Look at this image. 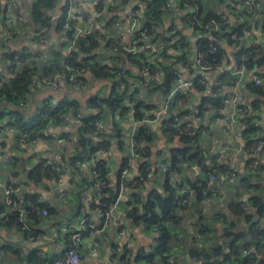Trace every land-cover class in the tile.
I'll return each instance as SVG.
<instances>
[{
    "label": "crops",
    "instance_id": "crops-1",
    "mask_svg": "<svg viewBox=\"0 0 264 264\" xmlns=\"http://www.w3.org/2000/svg\"><path fill=\"white\" fill-rule=\"evenodd\" d=\"M10 0H0V39H5L0 43V72L6 73L11 68V63L6 59L5 54L20 51L24 48H29L34 52L44 51V59L51 58L52 55L49 51L57 48L60 44L64 43V37L62 34L56 33L54 27L50 29L47 35L46 44L36 42L30 35V31H25V26H28L30 21V8L35 0H14L15 6L7 10L6 6ZM58 4L56 8L48 12V15L53 19V14L60 7H63L67 0H57ZM82 6V11L91 15L96 12L95 0H76ZM170 9L173 13L167 15L164 24L157 29V33L167 32L168 27L174 25L176 30H180V35H175V40L178 42L187 43V46L193 50L196 48V43L200 39V36L188 26H185L180 16L178 15V7L175 5L174 0H170ZM201 7L205 10L213 12L228 13L231 17L237 11L234 3L231 0H214V3L203 4L202 0H198ZM135 4H139L142 8L145 6L142 0H134ZM259 15L258 19H261V23L264 22V0H259L258 3ZM9 11V12H8ZM22 20L17 23H13L11 26H5L4 20L6 14ZM53 15V16H52ZM105 17H110L108 11L105 12ZM113 18V37L124 36L125 38L131 37V25L126 20L124 13L119 9L117 13L111 15ZM117 17V18H115ZM234 19V18H233ZM263 21V22H262ZM55 23V20H53ZM260 24V31L263 33H257V43L261 44L264 48V27ZM16 34L14 31H17ZM168 34V33H167ZM181 37L183 38L181 40ZM158 40V38H157ZM242 44H224V50L228 59L227 71L231 77L237 70L236 56L243 45H248L250 42L244 41ZM167 55L165 56V64L175 60L174 49L168 48ZM64 53V50L62 51ZM106 64H117L118 57L115 55H107L102 57ZM183 71L185 65H181ZM255 68V67H254ZM254 68L251 71H247L244 74L243 79L237 81V92L242 96V101L248 108V112L245 118L238 120L237 124V138H230L225 133V123L223 121L222 112L219 108L212 109L210 111V119L216 118L215 130L211 133L210 141L208 142L207 149H203L205 154L203 162L211 166L214 164V160L219 153H223L225 159L231 161L234 164L238 172V178L235 183H232L228 187L219 188L218 185L208 180L207 172L202 170V164L189 165L182 168L180 174H176L179 194L189 193L193 190V186L197 184L206 183V190L209 193L208 198L198 197L195 200H191L188 206L182 207L179 212L180 220L175 223H168L167 228L173 238V243L169 249V252L165 255L164 259L159 254H154L151 261H148L146 256L153 253V246L156 244V233L150 229H145L140 226L132 225L129 219L124 221V234L120 235V228L118 222L122 219L123 212L130 206V204H140L147 200L151 192H158L165 195L163 185L166 181V177L161 170V167L166 166L168 163L161 161L162 157H166L169 160V155L172 150L180 147V138L175 136L174 139L168 140L165 138L162 123L160 125L153 124L150 126L152 131V141L149 143V152L147 153V161H149L153 170L146 174L144 182H137L139 176L138 166L140 158H134L132 160V166L129 167L128 173L124 179H121L120 171L128 164L129 153V139L127 137L130 123L128 121L121 122L117 116L113 117L110 113L104 116L103 123L105 131L109 132L113 127V122H118L123 127L125 135L123 136L122 147H119V140L114 138L110 141L109 147L106 152L96 153V160L105 162L109 168L108 179L111 184H115L118 181L121 187L122 194L119 200L118 210L114 213L113 218L108 221L102 231L96 233L84 234L83 244L80 248V258L83 264H196L192 260V250H204L203 253L210 255L211 251L217 245H220L221 241H218V237L223 229V221L235 219L236 223L242 230L247 229L248 223L243 216L233 217L230 214L228 205L232 200H239L242 203V208L250 212L252 209L249 206L250 198L252 196L260 195V190L256 193L247 192L241 188L240 179L242 177H250L248 170V160L252 158L245 151V140L243 132L246 122L249 116H252L254 122H258L259 127H263L261 136H264V104L259 109H251V104L255 100L254 95H250L246 89L247 82H251L254 77ZM15 71V69H14ZM136 67L129 71L130 77L127 76L128 83L134 82L136 76ZM194 69L188 73L185 71L184 75L190 77L194 74ZM7 74V73H6ZM236 76V75H235ZM12 77V76H11ZM10 77V78H11ZM91 77L90 74L87 75ZM209 84L212 86L219 78L217 72L208 74ZM234 78V77H233ZM90 81V88L88 91H74L68 87H64L61 91L54 90L50 87L39 85L35 88L30 97L27 98V107L23 110L30 118L36 120L38 109H42L44 104H57L58 102L74 99L80 105L82 114L88 113L89 109L86 108V101L91 95L107 96L111 92L112 86L109 81ZM235 81V83H236ZM261 85H264V76L261 78ZM228 87V88H232ZM209 95V92H195L191 93L188 107L193 116L191 117L192 129L202 128V116L198 115V108L201 105V99L203 95ZM148 103L152 106L153 110L161 107L163 104V95L154 93L148 98ZM226 113L231 111V106L227 105L222 108ZM217 113L213 117V114ZM7 122V121H6ZM6 122L0 126V180L5 184H16L21 187L23 195L36 194L39 202L45 201L49 203V206L54 208V213L47 217L37 218V221L30 225L31 234L33 236L32 241L23 242L24 235L15 228H7L0 226V246H6L11 249H16L18 254L11 253L9 250L0 251V264H43L45 262L53 261L59 257L64 249L67 247L68 241L66 237L53 238L55 231H57L64 224H68L72 229L79 227L80 214L77 212L78 206L82 205L84 210L88 213L91 202L98 201L97 193L92 186L91 176L89 174V166L82 164L76 166L75 164L68 163V158L73 154L74 142L76 140V127L64 126L61 123L53 122L48 124L45 131V138L37 141V146L21 145L15 138V136L6 135V131L3 129ZM253 123V122H252ZM206 126V125H205ZM7 127V126H6ZM68 133V139L64 140L61 137L62 133ZM13 156L14 163L10 167L6 163V158ZM15 160L17 163L15 164ZM26 161H32L31 166L26 165ZM53 162H62L64 164V181L57 183L56 179H42L41 182H30L27 175H23L21 179L16 178L10 172L16 165H24L27 171L33 169L38 164H48ZM6 165V168H5ZM260 165L264 167V157L260 159ZM9 167V169H7ZM187 168V169H186ZM203 173L205 177L200 176ZM28 179V182H22V179ZM252 183L259 182L264 190V169L259 178H251ZM136 184V186H135ZM61 191H65L66 195L62 199L58 196ZM262 196V195H261ZM189 199L192 196L188 195ZM264 197V196H263ZM129 199L132 201L130 202ZM254 209H252V212ZM90 223L98 229L102 226V220L95 214L93 210L90 214ZM197 215L202 225L207 226L212 233L204 235L200 240L194 238L197 234L195 227H191L188 224V217ZM224 215V216H223ZM252 215H254L252 213ZM264 226V225H263ZM129 246V250L126 247ZM95 249V250H93ZM225 249V247H223ZM228 251V250H227ZM226 251V252H227ZM34 252L36 261L29 262L28 255ZM203 256V254H201ZM172 257V263L167 262V259ZM206 259V258H205ZM222 256H212L207 262L208 264H214V260L219 261V264H225Z\"/></svg>",
    "mask_w": 264,
    "mask_h": 264
},
{
    "label": "trees",
    "instance_id": "trees-1",
    "mask_svg": "<svg viewBox=\"0 0 264 264\" xmlns=\"http://www.w3.org/2000/svg\"><path fill=\"white\" fill-rule=\"evenodd\" d=\"M130 0H111V4L107 7V11L110 14V17H105V24L103 25L104 30H108L113 22L111 15L117 13L119 9H122ZM134 1V0H133ZM145 3V6L142 8L139 4H135L134 8L139 12L143 11V14L140 16V27L146 28L150 34H154L158 39H168L172 41V46L177 48L188 47L187 43L178 42L174 39L173 36L180 35V30H176L174 35L168 36V32L171 31V27H168L167 32L157 33L158 27L164 24L167 15L173 13V10L170 9L169 0H142ZM188 2H193L200 6V13L198 16V21L205 25L211 19L216 18V13L210 10H205L201 7L198 0H185ZM182 3V1H180ZM259 0H257V4ZM58 4L57 0H35L32 3L30 8V21L28 23L30 35L36 34V37H33L34 40H38L41 44H46L48 32L52 27L56 33L62 34V21L65 18L66 5L60 8L61 16L58 20L53 22V19L48 15L49 11H52L56 8ZM177 7L179 10L178 15L181 18L182 23L185 25L189 21V15L183 14L182 5H179L177 2ZM101 7H98L99 11ZM259 15L258 8L254 9L253 14H246L245 11L239 10L236 18H242L243 22L236 19L230 26L223 28L220 33L216 34L214 39L216 45V52L213 54H208V42L205 38H200L196 43V49L198 52L203 51L207 54V61L212 64V66H217L220 63L222 56L226 57L224 44L232 45L233 41L231 40L232 34L242 35L243 28H252L254 21L256 25L261 23V19L257 18ZM117 18V17H115ZM257 20V21H256ZM263 22V21H262ZM264 27V22L261 23ZM186 26V25H185ZM195 31L202 32V29L196 28ZM136 33V34H135ZM134 33L135 39L138 40L136 31ZM70 38V31L65 34ZM106 34H99V32H94L92 35L80 38L78 43V49L71 53V56L68 58V62L73 67L85 66L91 78L95 81H109L111 80L116 68L114 65L103 64L99 61L98 58L92 53L99 50L101 39H104ZM102 36V37H101ZM183 38L181 37V40ZM108 46L113 48L115 42L111 39L106 41ZM66 42L60 44L57 48H54L49 51V54L52 55V52H55L57 57L53 60V56L49 59H44V51L37 52L34 56H31L29 48H24L20 51L12 52L5 54L6 59L11 63V68L14 70V75L9 78L7 84L0 85V126L1 116L4 114L8 115V120L5 125L7 127H13L17 133L28 134L30 138L35 140H41L45 138V131L47 130L48 121L45 118L53 119V122H59V118L56 117V114H67L69 108L74 112H81L80 105L74 99H68L57 104H44L42 109H38L36 115V120L30 118L23 110L24 108L19 107V103L26 101L28 96L32 94L33 90L39 85H45L46 80H52L56 74L63 72V67L60 63L61 59L64 57L62 53L63 48L65 47ZM167 50H164V56L167 55ZM100 56V55H99ZM241 56H246L247 59L242 61ZM16 57V59H15ZM175 62L171 61L164 67L165 77L164 80L160 83H153L151 81H146L140 77H135V79L144 85L147 89V93L144 96H139L135 93H132L129 97V84L124 80L125 88L122 90H116L111 88L110 94L107 96L99 97L94 94L91 95L86 101V108L89 109L88 113L82 115V120L78 126H76V140L74 142V149H72L73 154L69 156L68 163L74 164L75 161H82L87 155H94L100 152L102 149L108 148L110 141L114 138H117L120 142L119 147H122L123 136L125 135L123 127L118 122H113L112 129L107 132L102 130L101 132H95V123L99 120L103 121L104 116L107 113H110L113 117L124 116L129 110L128 102L132 103V106L135 109V119L140 120L141 117L146 115L152 106L148 103V98L151 94L156 92H161L165 95L171 89L174 77L171 74V69L173 66H176L178 62H183L185 66H189L188 61L184 54L175 53L174 56ZM227 58V57H226ZM128 60L134 61V63L139 67L141 65L139 59H134L131 56L127 57ZM45 60V64L42 67V71L39 72L38 62ZM229 62V61H228ZM236 62L239 66H244L247 71H251L254 67L257 68V71L254 73V76L261 79L264 76V48L261 44L255 42L253 45L249 44L248 46L243 45L236 56ZM131 72H127L128 77H130ZM230 75L227 71L219 75L216 83H214L210 88L209 95H203L201 99V105L198 108V115H201L203 106L206 105L209 101L211 102L210 108L217 109L223 105V96L221 94V87H231L234 86L236 79L231 77L226 78ZM196 76L194 79H197ZM83 82L90 80L88 77L82 78ZM35 81L33 88L31 87V82ZM246 89L250 95L255 96V100L251 104V109L256 110L264 104V85H254L252 82H247ZM195 92H204L205 89L198 83L194 86ZM191 97V96H190ZM190 97L176 96L175 105L176 111L178 114H182L181 109L186 108L189 104ZM183 113H187L184 111ZM256 118V117H255ZM252 116H249L247 119V126L243 132V137L245 140V151L248 155H253V149L257 141H264V136H261L263 127H259L258 122H254ZM257 119V118H256ZM253 122V123H252ZM60 123V122H59ZM6 127V128H7ZM162 129L165 135V138L168 140H173L175 136L180 138V147L175 148L170 152L169 163L167 164L170 174H180L181 170L185 166L189 165H200L202 164V170L209 172L210 170L217 168L214 164L211 166L206 165L203 162L204 150L196 142L198 131L200 129H190L189 131L184 128H175L173 118H165L162 121ZM95 136L93 137V135ZM61 138L66 140L69 137V134L64 132L61 134ZM89 136V137H86ZM16 140L17 137L15 136ZM98 140H95L97 139ZM136 139L142 141L144 144H149L152 141L153 135L150 126H139L138 132L135 137ZM254 158H249L248 160V170L249 178L242 177L240 179L241 188L247 192L256 193L259 190H263V187L259 182L252 183L251 178H259L260 174L263 173L264 167L259 165L255 174H251V166ZM101 161L96 162L97 168H104V163L99 164ZM17 160H15V164ZM222 169V167H218ZM104 170V169H103ZM101 170L100 176L105 178L106 185L101 189L100 194H107L108 197L100 198V202H104L107 206H110L116 200L118 191H119V182L111 184L108 179V174L104 173ZM58 171L51 169L48 164H38L33 169L27 171L26 175L30 182L38 183L42 179H56ZM146 177V176H145ZM169 177H166V181L163 185L165 195L158 192H151L147 200L143 203L130 204L127 211V219H129L134 226H140L145 229L152 228L157 237L156 244L153 246V253L149 256H146L145 259L148 261L152 260L154 254H159L162 259L169 252V249L173 243V238L167 228L168 223H175L177 220H180L179 212L182 210L181 202L188 199V194L183 193L179 194L175 191L168 181ZM92 186L94 185L91 182ZM136 186V184H135ZM206 183L197 184L193 186V189L199 193L202 189L205 188ZM262 194L258 196H252L249 200V206L252 209L250 212H246L242 208V203L239 200H232L229 202L228 209L230 214L233 217L243 216L245 221L249 224L247 229L242 230L239 225L236 223L235 219L223 221V229L221 234L218 237V241H221L220 245H217L211 251L210 255L203 253L204 250H192V255H201L207 260L212 256H222L225 264H264V197ZM27 199L32 203H35L39 208H44L47 211V216L54 213V208L49 206V203L43 201L39 202L37 200L36 194H26L20 195L16 200L15 197L12 198L13 202L20 203V199ZM99 201L91 202L89 206V212L87 213L84 210L82 205L78 206L77 212L84 210V218L90 222L91 213L97 207ZM0 211L7 212L8 221L4 224L0 223L1 227L7 228H19L20 223L18 221V215L15 211H9L5 206L0 204ZM252 213L254 215H252ZM38 212H32L24 220L25 224L29 227L32 226L33 222L37 221L39 218ZM224 216V215H223ZM212 233L207 226L201 224L198 234L203 237L204 235H209ZM24 235L25 232L23 233ZM31 234V230L30 233ZM225 247V249H223ZM9 250L11 253L18 254L17 250L11 249L6 246H0V251ZM228 250V251H227ZM227 251V252H226ZM34 252L28 255L29 262L32 260L36 261L34 257ZM42 264V263H41Z\"/></svg>",
    "mask_w": 264,
    "mask_h": 264
},
{
    "label": "built area",
    "instance_id": "built-area-1",
    "mask_svg": "<svg viewBox=\"0 0 264 264\" xmlns=\"http://www.w3.org/2000/svg\"><path fill=\"white\" fill-rule=\"evenodd\" d=\"M111 0H95L96 9L98 7H101V9L96 12H94L93 15L83 12L82 6L79 2L76 0H67L65 5L66 12H65V18L62 21V30L61 33L64 37V41L66 42L64 50V57L61 59L60 63L63 67V72L60 74H56L52 80H46L44 82V86L50 87L54 90L61 91L64 87H68L71 90L74 91H88L90 88V81L83 82L82 78L87 77L89 74L88 69L83 65L81 67H73L69 64L68 58L71 56V53L76 51L78 49V43L77 41L80 38H85L90 35H92L94 32H99V34H106L104 39L100 38L101 44L99 47V50L92 53L95 55V58H98L101 63L106 64L105 60L102 59V57H106L107 55H115V57H118L117 64L115 66L116 71L114 72V75L112 76L110 80V85L112 88L116 90H122L125 88L124 80H127V72L133 70L134 67H136V76L140 77L142 79H145L146 81H151L153 83L160 84L165 77L164 67L167 65L165 64V56H164V50H167L168 48L174 49V54H184L186 57V60L189 63V66H186L184 68H193L194 74L190 77H186L184 75L185 71L189 73L191 69H185L183 71V67L181 65H184L183 62H178L176 66H173L171 69V74L174 77L173 84L171 89L168 91L167 94L163 95V104L161 107H158L155 110H150L146 115L140 118V120L135 119V109L132 106V103L128 102L129 110L124 116L117 117L119 121L125 122L128 121L130 123V128L127 132V137L129 139V153H128V164L120 171L121 179H124L125 176L128 173L129 167L132 166V160L134 158H140V163L138 166L139 176L137 178V182H144L145 176L147 173L151 172L153 170L152 166L150 165L149 161H147V153L149 152V144H144L142 141L136 139V135L138 132V127L143 126H152L153 124L159 123L160 120H164L165 118H173L174 127L175 128H184L186 130L192 129L193 125L191 122V117L193 116V112H191V109L189 110L188 105L186 108H182L181 112L182 114H178L176 111V105H175V97L180 95L183 97H190L191 93L194 91V86L198 83L201 85L205 91H210V84H209V78L208 74L217 72L219 75L225 72L227 66H228V59L225 56H222L220 59V63L217 66H212L211 63H209L207 59V54L203 51L198 52L195 48L194 50L192 48L188 47H181L175 48L173 47L172 41L168 39H163L160 41V39L157 40L158 37H156L153 33L150 34L149 31L146 28L140 27V21L139 18L143 14V11L139 12L134 8V1L130 0L126 6H124L122 9V12L124 13V16L126 17L127 22L129 25H131V37L125 38L124 36H116L113 37V23L109 27L108 30L103 29V25L105 24V12L107 11V7L111 4ZM170 1V0H169ZM182 1V3L180 2ZM234 3L235 13L232 15V17L228 13H222V12H215L216 18L211 19L208 23L205 25H202L198 21V16L200 13V6L197 4H194L193 2H188L185 0H174L175 5L177 6V2H179V5H182L183 14L189 15V21L185 23L186 26L191 28L193 31L194 29L199 28L202 29V32L195 31L200 38H205L208 42V54H213L216 52V45L214 42V39L216 38V34L220 33L223 28H226L227 26H230L236 19L238 21L243 22V19L236 18L237 13L239 10L245 11L246 14H253L254 9L258 6L257 0H231ZM171 3V1H170ZM15 6V1L10 0L6 6L7 10L12 9ZM61 8V7H60ZM60 8L56 10V13L53 14V20H58L61 16ZM9 12V11H8ZM234 18V19H233ZM22 18L20 17H13L11 15L6 14L4 24L5 26H11L13 23L20 22ZM257 21V20H256ZM260 26L256 25V22L254 21L252 28H243L242 35L232 34L231 40L233 41V44H242L245 43L244 41L250 42L249 44L253 45L257 41V33H263L260 31ZM70 31V38H68L65 34ZM138 31L137 36L138 40L135 39L134 33ZM176 33V27L174 25L171 26V31L168 32V36L171 37V35H174ZM136 34V33H135ZM32 37H36V34H31ZM102 37V36H101ZM175 38V36H173ZM108 39H111L115 42V46L111 48L108 46L106 41ZM5 39H0V43L4 42ZM36 42H39L38 40H35ZM248 44V45H249ZM246 45V46H248ZM29 54L31 56H34L36 52L30 51ZM100 55V56H99ZM131 56L132 58H136L140 60L141 65L137 67V65L132 60H128L127 57ZM16 59V57H15ZM246 56H241V60H246ZM174 61V60H172ZM171 62V61H170ZM169 62V63H170ZM175 62V61H174ZM168 63V64H169ZM111 65V64H110ZM247 72V69L244 66H237L236 72L233 73V75H241L243 76ZM7 73V74H6ZM6 73L0 72V85L1 84H7L9 81V78L14 75L15 71L12 68H9ZM196 76H198L197 79H194ZM134 77V78H135ZM90 80L92 78L90 77ZM240 80V79H239ZM134 82H131L129 84V92L128 95L132 93H135L139 96H144L147 93V89L144 85L139 83L136 79L133 80ZM251 82L254 83V85H261V79L257 77H253L251 79ZM237 81L234 84L232 88H225L221 87V94L223 96V106L219 109L220 112H222L223 121L225 123V133L230 138H237V124L238 120L245 118L248 108L242 101V96L237 92ZM35 85V81L31 82V87ZM161 94V92H154ZM153 93V94H154ZM210 93V92H209ZM152 95V94H151ZM29 95L28 97H30ZM99 96V95H98ZM101 97V96H99ZM230 105L231 111L226 113L222 110L224 106ZM20 108H26L27 107V100L22 101L19 103ZM186 111L187 113H183ZM82 112H74L72 109L69 108V111L67 114H56V117L59 118V122L66 126H78L82 120ZM49 124L53 123V119L51 118H45ZM105 129L103 121L99 120L95 123V132L99 133L102 130ZM6 135L16 136L17 141L21 145H30V146H37V140L30 138L28 134L24 133H17V131L13 127H7L6 128ZM95 134L93 135V137ZM89 137V136H86ZM179 137V136H178ZM95 140H98L95 139ZM108 148L102 149L100 152H106ZM261 157H264V141L259 140L257 141L254 149H253V155L252 158H254L251 166V174H255L256 168L260 165V159ZM100 160H96V154L94 155H87L82 161H75L74 164L76 166H80L82 164H86L89 166V174L91 176V180L93 182V186L96 190L97 197H98V205L95 208V214L101 218L102 220V226L98 229L93 224L88 222L84 218V210L82 209L80 211V222L79 227L75 229H72L70 225L64 224L61 226L57 231H55L53 238L58 237H66L68 244L67 247L64 249L62 254L57 257L53 261L45 262L43 264H83L80 258V248L83 244L84 234L86 232L92 234L96 233L98 231H102L108 221H110L113 218L114 213L118 210L119 207V200L122 194V190L119 191L116 197V200L114 203L110 206H107L104 202H100V198L104 197L107 198V194H100L101 189L106 185L105 178L100 176L101 170L104 171V173L109 174V168L105 164V162L101 161L99 164H103L104 168L96 167L98 162ZM6 163L10 165V167L13 166L14 159L13 156H8L6 158ZM214 165L217 166L214 167V169L210 170L207 173V177L209 181H212L218 185L219 188L228 187L232 183H235L238 178V172L235 168L234 164L231 163L230 160L225 159L223 156V153H219L215 160ZM222 167V169H219L218 167ZM51 169H55L58 171L56 181L57 183H62L64 181V164L62 162H53L50 164ZM162 173L165 176H168L169 179V185L179 193L178 189V182L177 177L175 174L169 173L168 166H162L161 167ZM108 176V175H107ZM190 194L191 199H186L181 202V206L185 207L188 206L190 201L193 199H197L198 197L208 198L209 193L206 189H202L199 193L196 191L190 190L188 195ZM22 195L21 187L16 184H5L0 180V204L5 206L7 210L9 211H15L18 215V221L20 223V227L16 230L20 231L21 233H24L25 238H23V242L26 241H32L33 236L30 233L29 227L25 224L24 220L31 214L32 212H38L40 217H47V211L44 208H39V206L35 203L30 202L27 199H20V203L13 202L12 198L15 197L17 200L18 197ZM66 195L65 191H61L58 198L62 199L63 196ZM129 201L131 202L132 199ZM43 202V201H41ZM127 211L128 208L123 212L122 219L118 222V227L120 228L119 234H124V230L121 228L124 227V221L127 219ZM8 221L7 219V212L0 211V223L4 224ZM188 224L191 227H195L197 230V234H195L194 238L196 240H200L202 237L198 234L200 227H201V221L198 219L197 215H192L191 217H188ZM126 249H130L129 246L126 247ZM95 250V249H93ZM192 260L196 264H208L207 260L202 255H193ZM167 262L172 263V257H169L167 259Z\"/></svg>",
    "mask_w": 264,
    "mask_h": 264
},
{
    "label": "rangeland",
    "instance_id": "rangeland-1",
    "mask_svg": "<svg viewBox=\"0 0 264 264\" xmlns=\"http://www.w3.org/2000/svg\"><path fill=\"white\" fill-rule=\"evenodd\" d=\"M203 4H211L214 3V0H202ZM264 14V13H263ZM25 31L29 30L28 26H25ZM16 34L18 33L17 31H14ZM181 49V48H180ZM52 56H53V60L57 57L55 52H52ZM231 75H228L226 78H230ZM236 80L238 79H243L245 76H241V75H234L233 76ZM210 104L211 102L209 101L206 105L203 106L202 112H201V116H202V128L198 131V136L196 139V142L203 148V149H207L208 147V142L210 141V136L211 133L215 130V123H216V118L214 119H210V111L212 110L210 108ZM8 120V115L4 114L1 116V123H5ZM206 125V126H205ZM4 130H6V126L3 128ZM161 161H164L165 163H169V160L166 157H162L160 159ZM33 162L32 161H26V165L31 166ZM6 168V165H5ZM7 169H9V167H7ZM187 169V168H186ZM10 172L13 174V176H15L18 179H21L23 177V175H25L27 172L24 168V165H16V167H14L13 169L10 170ZM260 193L264 196V190H260Z\"/></svg>",
    "mask_w": 264,
    "mask_h": 264
},
{
    "label": "water",
    "instance_id": "water-1",
    "mask_svg": "<svg viewBox=\"0 0 264 264\" xmlns=\"http://www.w3.org/2000/svg\"><path fill=\"white\" fill-rule=\"evenodd\" d=\"M44 64H45V60H41V61L38 62L39 72L42 71V67L44 66ZM254 71H256V67L254 68ZM216 115H217V113H214L213 117L216 116ZM161 123H162V120L159 121L158 125H160ZM200 176L205 177V175L203 173H201ZM22 182H26L27 183L28 179L23 178ZM214 264H219V261L214 260Z\"/></svg>",
    "mask_w": 264,
    "mask_h": 264
}]
</instances>
